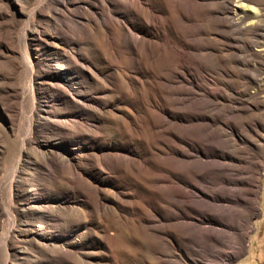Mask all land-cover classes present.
Segmentation results:
<instances>
[{"label":"rangeland","instance_id":"374dc122","mask_svg":"<svg viewBox=\"0 0 264 264\" xmlns=\"http://www.w3.org/2000/svg\"><path fill=\"white\" fill-rule=\"evenodd\" d=\"M176 25L0 0V264H264V31L210 23L216 63Z\"/></svg>","mask_w":264,"mask_h":264},{"label":"bare ground","instance_id":"6f19581e","mask_svg":"<svg viewBox=\"0 0 264 264\" xmlns=\"http://www.w3.org/2000/svg\"><path fill=\"white\" fill-rule=\"evenodd\" d=\"M109 1L115 2L117 5L123 6L126 11L128 10L129 15H133L135 17L141 18L144 24L152 29V32L154 33L150 35H146L145 37L140 36L139 39L136 38L137 40L147 45L149 49V53H148L149 56H155L157 51H163L162 40L165 39V36L163 34H165L166 32L175 33L176 26H177L176 24L181 19L184 21V25L186 26V36L188 38V42L190 43V40L191 42H196L194 49L197 52L205 51L206 53H204V55H207V56H210L209 49L211 48L209 45L210 43V40L208 39L209 37L206 36L208 34L206 33V30L208 28V25L212 22L213 23L216 21L217 23H220L221 21L226 22V24L231 26V29L233 28L236 30V32H239V33H242V32L258 33L261 30L264 31V29L261 28V26L263 25L260 24L261 18L264 16V14L262 12L261 3L259 2V0H222L223 9H222L220 16H213V4L210 2V0H109ZM183 5L187 7L186 10L183 8ZM190 7L194 8L195 10L194 13H191ZM108 20L109 22L112 23L114 27L125 31L126 33H129L127 29L128 27L130 29L129 24H127L125 27L121 22H118V20H116V18L114 19L112 16L108 17ZM102 26L105 28L106 31H108L109 27L106 25V23H102ZM191 28H195V32L190 33L189 29ZM160 29H162V32L160 31ZM178 35L179 34H177V36ZM133 47L135 48L136 46L133 45ZM261 50L263 51L264 49H261ZM212 58H214L213 60H215L216 63H218L221 59L220 56L215 55V54H213ZM155 59L156 57L154 58V60ZM166 65H167V62H166ZM170 69L171 68H169V70L167 71L171 72V77L169 78L171 80L170 81L167 80V81H169L170 83H173L176 80H178V74L181 71L179 72L178 67H175L174 69H171V70ZM167 78L168 77H166V79ZM74 83L76 84V82L74 81L70 84L74 86L73 85ZM71 122H72V119L69 118L68 120H66V125H69ZM54 128L56 132L62 136L66 134L68 135L70 133V131L69 133L68 132L66 133V129L63 126V124L59 125L57 123ZM74 133L75 131L74 132L71 131V134L74 135ZM73 149L75 148L72 147L69 150V152L72 153V156H69L66 158V160L64 159L62 161L68 162L69 159L75 158L74 152H72ZM51 159H53V157ZM27 182L30 188H36L37 185L34 179H29L27 180ZM47 216H49V218L47 217V220L52 221L53 219L52 217L54 215L48 212ZM105 230H106V227L104 229V234L106 235L107 232Z\"/></svg>","mask_w":264,"mask_h":264}]
</instances>
